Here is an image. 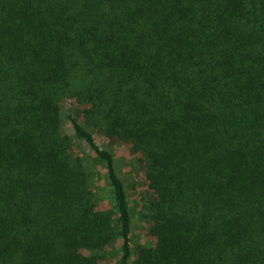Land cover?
I'll return each mask as SVG.
<instances>
[{
    "label": "trees",
    "instance_id": "16d2710c",
    "mask_svg": "<svg viewBox=\"0 0 264 264\" xmlns=\"http://www.w3.org/2000/svg\"><path fill=\"white\" fill-rule=\"evenodd\" d=\"M0 264H264V0H0Z\"/></svg>",
    "mask_w": 264,
    "mask_h": 264
},
{
    "label": "rangeland",
    "instance_id": "374dc122",
    "mask_svg": "<svg viewBox=\"0 0 264 264\" xmlns=\"http://www.w3.org/2000/svg\"><path fill=\"white\" fill-rule=\"evenodd\" d=\"M69 129V124H64V130L67 131ZM96 139L102 147H108L106 139L101 135H97ZM113 151L116 155V167L129 187L130 203L133 208L132 242L133 244L144 243L148 239L146 223L140 216L141 208L138 205L139 198L143 195L141 192L144 189L142 177L132 161L133 155L126 148L115 146ZM110 262L113 263L112 261Z\"/></svg>",
    "mask_w": 264,
    "mask_h": 264
}]
</instances>
